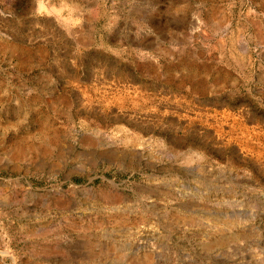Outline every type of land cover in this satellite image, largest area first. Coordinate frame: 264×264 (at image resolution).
<instances>
[{"label": "rangeland", "instance_id": "1", "mask_svg": "<svg viewBox=\"0 0 264 264\" xmlns=\"http://www.w3.org/2000/svg\"><path fill=\"white\" fill-rule=\"evenodd\" d=\"M0 264H264V0H0Z\"/></svg>", "mask_w": 264, "mask_h": 264}]
</instances>
